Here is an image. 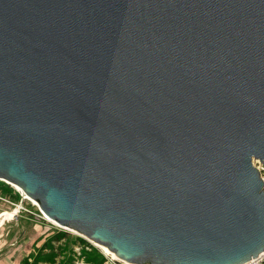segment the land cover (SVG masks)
Segmentation results:
<instances>
[{
  "label": "water",
  "instance_id": "obj_1",
  "mask_svg": "<svg viewBox=\"0 0 264 264\" xmlns=\"http://www.w3.org/2000/svg\"><path fill=\"white\" fill-rule=\"evenodd\" d=\"M253 159L264 0H0V178L58 224L128 263L244 264Z\"/></svg>",
  "mask_w": 264,
  "mask_h": 264
},
{
  "label": "rangeland",
  "instance_id": "obj_2",
  "mask_svg": "<svg viewBox=\"0 0 264 264\" xmlns=\"http://www.w3.org/2000/svg\"><path fill=\"white\" fill-rule=\"evenodd\" d=\"M16 186L0 178V213L11 211L0 217V264H130L45 216Z\"/></svg>",
  "mask_w": 264,
  "mask_h": 264
},
{
  "label": "built area",
  "instance_id": "obj_3",
  "mask_svg": "<svg viewBox=\"0 0 264 264\" xmlns=\"http://www.w3.org/2000/svg\"><path fill=\"white\" fill-rule=\"evenodd\" d=\"M252 163L258 169L260 178L263 179L264 181V166H263L264 161L261 162L258 159H253ZM244 264H264V250L261 253H259L257 256L252 257L249 261L245 262Z\"/></svg>",
  "mask_w": 264,
  "mask_h": 264
},
{
  "label": "bare ground",
  "instance_id": "obj_4",
  "mask_svg": "<svg viewBox=\"0 0 264 264\" xmlns=\"http://www.w3.org/2000/svg\"><path fill=\"white\" fill-rule=\"evenodd\" d=\"M16 188L17 189H19L17 186H16ZM20 190V189H19ZM22 192V191H21ZM23 194V198H29L27 195H25L24 193H22ZM26 196V197H25ZM35 203V202H34ZM36 204V203H35ZM21 206V205H20ZM11 212V211H10ZM10 212L8 213L7 211L6 212H2V213H0V217L2 216V215H5V214H10ZM46 216V215H45ZM48 217V216H47ZM49 218V217H48ZM51 219V218H50ZM96 245H97V243H96ZM99 245V247L103 250V252L104 253H106V254H110L111 255V258H114L115 257V255L111 252V251H109L108 249H107V247L106 246H103V245H100V244H98ZM118 258V257H117ZM125 262V261H124ZM128 263V262H127ZM130 264H134V263H130Z\"/></svg>",
  "mask_w": 264,
  "mask_h": 264
},
{
  "label": "trees",
  "instance_id": "obj_5",
  "mask_svg": "<svg viewBox=\"0 0 264 264\" xmlns=\"http://www.w3.org/2000/svg\"><path fill=\"white\" fill-rule=\"evenodd\" d=\"M63 236H62V234L61 235H57V239H59V238H62ZM24 264H27L26 262H24Z\"/></svg>",
  "mask_w": 264,
  "mask_h": 264
}]
</instances>
